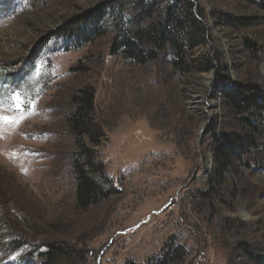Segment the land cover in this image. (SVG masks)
<instances>
[{"label": "rangeland", "instance_id": "rangeland-1", "mask_svg": "<svg viewBox=\"0 0 264 264\" xmlns=\"http://www.w3.org/2000/svg\"><path fill=\"white\" fill-rule=\"evenodd\" d=\"M102 1L0 0V73L18 76L0 75L13 121L0 123V264H264V112L225 98L234 85L264 97V0H190L206 32L192 56L211 66L185 74L169 49L140 65L116 46L166 4L143 20L136 0ZM93 10L105 19L88 43L55 36ZM82 91L94 128L78 136ZM222 134L236 155L220 171ZM87 151L106 183L81 209L74 167Z\"/></svg>", "mask_w": 264, "mask_h": 264}, {"label": "trees", "instance_id": "trees-1", "mask_svg": "<svg viewBox=\"0 0 264 264\" xmlns=\"http://www.w3.org/2000/svg\"><path fill=\"white\" fill-rule=\"evenodd\" d=\"M122 1L107 0V10L113 9L115 6L118 7ZM136 3L137 6L144 8L143 13H141V16L145 15L143 20L150 15H152V19L156 10L160 9L159 7L165 4L166 6L163 12L155 16L153 21L150 22L149 20L147 26L139 30L136 37L131 39L127 33L121 32V39L116 46L121 49L125 56L133 59L136 64L145 65L150 61L157 60L161 52L169 49V53L173 56L172 66L180 73H188L199 64L202 66L199 68L200 70L211 66L210 63L207 65L203 63V61L208 60L207 58L198 61L192 56L193 51L205 42L206 34L205 27L201 25V12L196 13L192 10V1L136 0ZM104 15V12L102 13L100 10H93L77 16L59 28L55 36L67 38L73 46H82L88 43L96 31L100 29L102 20L105 19ZM26 64H30V62L28 61ZM26 67L29 71L30 67ZM20 73L24 74L23 70ZM0 75L5 81L4 84L13 85L18 78L16 75L13 80H10L6 76H9L7 71L0 73ZM81 94L82 96L75 100L77 107L72 114V126L78 136H83L89 130L93 131L94 128L92 117L89 115L93 108V94L87 91H82ZM225 96L230 107L240 114L246 115L248 112L253 114V108L258 109L259 112H264V97L259 98L251 86L234 85L227 90ZM214 141H216L214 150L221 171L236 155L234 138L222 134L220 138L215 137ZM74 170L76 178L75 203L77 207L86 209L97 203L100 196L104 194L103 188L106 177L103 175L101 165L88 151L84 152V155L75 163ZM52 256L51 251L42 254V257L47 260H50Z\"/></svg>", "mask_w": 264, "mask_h": 264}, {"label": "snow or ice", "instance_id": "snow-or-ice-1", "mask_svg": "<svg viewBox=\"0 0 264 264\" xmlns=\"http://www.w3.org/2000/svg\"><path fill=\"white\" fill-rule=\"evenodd\" d=\"M40 66H38L39 69ZM14 102H15V108L21 112H23V107H22V101L20 100V96L19 94L14 95L11 98ZM6 109L3 106V102L0 101V112L5 111ZM24 117L21 116V119H23ZM13 121L10 120V118L6 117V116H0V123H11ZM18 122V121H17Z\"/></svg>", "mask_w": 264, "mask_h": 264}, {"label": "bare ground", "instance_id": "bare-ground-1", "mask_svg": "<svg viewBox=\"0 0 264 264\" xmlns=\"http://www.w3.org/2000/svg\"><path fill=\"white\" fill-rule=\"evenodd\" d=\"M262 58H263V60H262V64H261V69H262V72L264 73V57H262ZM257 206H258L257 211L260 212V215L264 218V200H262V201L259 200ZM253 212H254V209L252 207H250L248 209V216L247 217L250 218L252 216Z\"/></svg>", "mask_w": 264, "mask_h": 264}]
</instances>
